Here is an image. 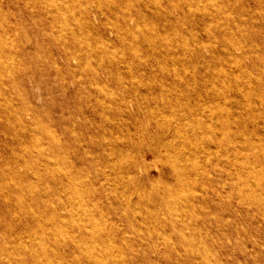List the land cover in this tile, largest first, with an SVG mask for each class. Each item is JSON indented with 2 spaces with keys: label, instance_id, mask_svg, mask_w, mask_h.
<instances>
[{
  "label": "rangeland",
  "instance_id": "1",
  "mask_svg": "<svg viewBox=\"0 0 264 264\" xmlns=\"http://www.w3.org/2000/svg\"><path fill=\"white\" fill-rule=\"evenodd\" d=\"M0 264H264V0H0Z\"/></svg>",
  "mask_w": 264,
  "mask_h": 264
},
{
  "label": "bare ground",
  "instance_id": "2",
  "mask_svg": "<svg viewBox=\"0 0 264 264\" xmlns=\"http://www.w3.org/2000/svg\"><path fill=\"white\" fill-rule=\"evenodd\" d=\"M140 26V25H139ZM133 29V28H132ZM161 44V43H160Z\"/></svg>",
  "mask_w": 264,
  "mask_h": 264
}]
</instances>
